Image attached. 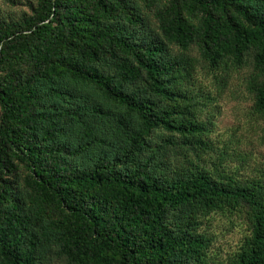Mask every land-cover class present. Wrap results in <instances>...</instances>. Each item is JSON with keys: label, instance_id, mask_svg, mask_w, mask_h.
Segmentation results:
<instances>
[{"label": "trees", "instance_id": "trees-1", "mask_svg": "<svg viewBox=\"0 0 264 264\" xmlns=\"http://www.w3.org/2000/svg\"><path fill=\"white\" fill-rule=\"evenodd\" d=\"M264 0H37L0 16V264H264V175L214 137ZM244 218L221 261L205 229Z\"/></svg>", "mask_w": 264, "mask_h": 264}, {"label": "rangeland", "instance_id": "rangeland-1", "mask_svg": "<svg viewBox=\"0 0 264 264\" xmlns=\"http://www.w3.org/2000/svg\"><path fill=\"white\" fill-rule=\"evenodd\" d=\"M37 0H0V16L31 14V3ZM250 70L235 73L229 89L218 102L214 137L223 141L232 138L233 148L249 157L247 165L228 162L231 170L243 179L264 175V121L252 112L253 99L247 92ZM1 113V112H0ZM205 229L214 239V251L221 261H227L249 234L247 221L238 216L214 215Z\"/></svg>", "mask_w": 264, "mask_h": 264}]
</instances>
